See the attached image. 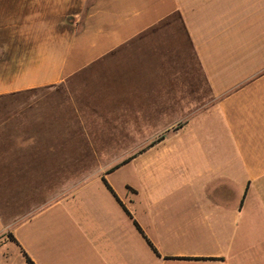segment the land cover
<instances>
[{
    "label": "crops",
    "instance_id": "crops-1",
    "mask_svg": "<svg viewBox=\"0 0 264 264\" xmlns=\"http://www.w3.org/2000/svg\"><path fill=\"white\" fill-rule=\"evenodd\" d=\"M203 88L178 128L162 122ZM38 90L57 111L36 133L33 105L0 118V184L31 147L104 187L80 176L11 232L20 246L0 230V264L20 247L36 264H264V0H0V97ZM119 149L142 177L124 200L103 162Z\"/></svg>",
    "mask_w": 264,
    "mask_h": 264
},
{
    "label": "rangeland",
    "instance_id": "rangeland-1",
    "mask_svg": "<svg viewBox=\"0 0 264 264\" xmlns=\"http://www.w3.org/2000/svg\"><path fill=\"white\" fill-rule=\"evenodd\" d=\"M167 20L174 19L172 18ZM145 63V68H143L144 66L142 67L141 74L142 76H145L144 78L147 80L148 84V82H150L148 80L152 79L150 73L151 71H153V69L149 68L148 60H146ZM140 70L141 69L139 68V71ZM86 74L88 75V73H85V75ZM191 77L194 83V87L196 86L195 88L204 87L203 79L198 73L196 67L194 69L193 75L191 74ZM88 81L89 79L87 76L85 80L79 78L77 82H75V80H70L66 84H51L37 89H89L90 86ZM192 90L193 92L189 93V96L184 99V106L189 105L188 111L185 109L162 110L163 123L177 121V125L171 127L173 131L178 128V124L186 120V118L193 112H196L194 108H196L197 106L198 108H200V105L195 103V101L201 96L198 94V91H200V93H206V89L203 88ZM49 97V93H43V91L41 90L0 97V118H7L11 115H14L22 119L28 107L26 105H33V129L35 133L39 132V126L36 125V121H38L37 119L40 117V114H46V117H48V113L56 112V108H58L59 105L55 104V100L49 99ZM192 102L195 103L193 106L194 108L190 107ZM97 144L99 145V148H101V146L103 145L105 149H108L111 146H115L116 148V146L118 145L124 146L128 143L102 142ZM137 144V142H129L130 154L137 152ZM65 145L69 147V145H73V142H67L65 143ZM121 150L122 149L117 150L115 153L116 155H113L112 157H109L107 159L105 158L103 162H106V160L107 162L110 161V164H117L121 162L125 158H116L117 154L123 151ZM61 152L66 153L64 150H62ZM19 153L22 154V157L19 156L18 158L16 172H13L10 175H7L6 173L2 174L3 178L0 184V230L4 231L5 229H7L8 232H13L18 239L22 240L21 236H26L25 225L29 220L32 219V216H35L38 213V215H43V217L40 219L41 221L44 218V213H46L43 210L46 208L47 202H49V200H54L58 196V194L59 196H63L64 192L67 190L66 188H73V186L75 187L76 181H78L79 177L82 175H78V169H76L75 172L74 167H62L58 169L53 165H47L48 162L56 160L53 159L55 157H52L54 156V154L39 153L35 149L32 152L31 147H28L27 149L25 148ZM63 164L64 163H62V165ZM136 164V159H132L128 163L119 166L118 169L106 175L107 180L119 194V197L123 200L126 199L124 196L125 192L123 191L124 182L128 181L135 186H139L141 176L136 170ZM5 176H7V178H5ZM85 176L94 177L92 179V182L95 187H104L98 175H83L81 178H84ZM122 192H124V194ZM22 245L23 247L25 246L24 244ZM19 257V264H27L26 261L24 262L21 255Z\"/></svg>",
    "mask_w": 264,
    "mask_h": 264
},
{
    "label": "trees",
    "instance_id": "trees-1",
    "mask_svg": "<svg viewBox=\"0 0 264 264\" xmlns=\"http://www.w3.org/2000/svg\"><path fill=\"white\" fill-rule=\"evenodd\" d=\"M133 157H128V158H125L123 159L121 162L117 163L116 165H114L110 170V171H113L115 169H117L119 166L123 165V164H126L127 162H129ZM104 184L107 186V188L114 194V191L113 189L111 188V186L108 184V182L102 178ZM114 196L116 197V195L114 194ZM126 212L130 215V213L126 210ZM135 225H137V223L135 222ZM138 229L141 231L140 227L137 225ZM7 237L9 240L15 242L18 246H20V244L18 243V241L16 240V238L12 235L11 232L7 233ZM21 249V252H22V255L24 256L25 258V261L27 264H36L27 254L26 252L20 247ZM156 251V250H155Z\"/></svg>",
    "mask_w": 264,
    "mask_h": 264
}]
</instances>
